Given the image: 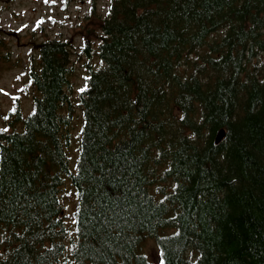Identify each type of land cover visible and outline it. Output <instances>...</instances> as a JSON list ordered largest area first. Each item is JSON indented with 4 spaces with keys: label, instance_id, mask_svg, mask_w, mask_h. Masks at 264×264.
Masks as SVG:
<instances>
[{
    "label": "trees",
    "instance_id": "obj_1",
    "mask_svg": "<svg viewBox=\"0 0 264 264\" xmlns=\"http://www.w3.org/2000/svg\"><path fill=\"white\" fill-rule=\"evenodd\" d=\"M97 16L80 52L35 47L31 111L0 113V264H264V0Z\"/></svg>",
    "mask_w": 264,
    "mask_h": 264
},
{
    "label": "rangeland",
    "instance_id": "obj_2",
    "mask_svg": "<svg viewBox=\"0 0 264 264\" xmlns=\"http://www.w3.org/2000/svg\"><path fill=\"white\" fill-rule=\"evenodd\" d=\"M110 2L111 0H0V46L4 45L0 51V113H7L17 100L25 113L31 111L34 94L28 71L32 64L30 62L36 55L35 47L46 39L61 38L72 41L76 52H80L84 43L83 34H87L88 28L92 30L94 24L98 23L97 13L105 17ZM91 38L94 40L95 36ZM79 58L75 60L76 75L72 78L75 92L84 87L86 77L83 57ZM5 125L0 117V128ZM78 129L80 121L77 131ZM73 151L76 158L75 147ZM74 157L71 159L73 167ZM66 203L70 224L74 227L76 198L71 195ZM144 245L148 257L158 261L159 249L155 240L147 239Z\"/></svg>",
    "mask_w": 264,
    "mask_h": 264
},
{
    "label": "water",
    "instance_id": "obj_3",
    "mask_svg": "<svg viewBox=\"0 0 264 264\" xmlns=\"http://www.w3.org/2000/svg\"><path fill=\"white\" fill-rule=\"evenodd\" d=\"M224 137H225V130L222 129V130L219 131V133H218V135L216 137V143H220L223 140Z\"/></svg>",
    "mask_w": 264,
    "mask_h": 264
}]
</instances>
